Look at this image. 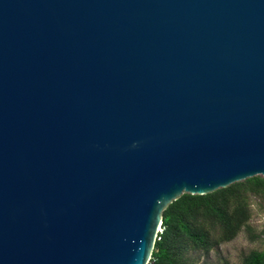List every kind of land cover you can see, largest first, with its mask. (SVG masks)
<instances>
[{"label":"water","instance_id":"1","mask_svg":"<svg viewBox=\"0 0 264 264\" xmlns=\"http://www.w3.org/2000/svg\"><path fill=\"white\" fill-rule=\"evenodd\" d=\"M256 175L264 0H0V264H148Z\"/></svg>","mask_w":264,"mask_h":264},{"label":"trees","instance_id":"2","mask_svg":"<svg viewBox=\"0 0 264 264\" xmlns=\"http://www.w3.org/2000/svg\"><path fill=\"white\" fill-rule=\"evenodd\" d=\"M250 195L264 199V176L203 195L183 193L162 212L164 228L157 234L149 264H187L188 252H207L240 230H250ZM239 264H264V249L250 250Z\"/></svg>","mask_w":264,"mask_h":264},{"label":"rangeland","instance_id":"3","mask_svg":"<svg viewBox=\"0 0 264 264\" xmlns=\"http://www.w3.org/2000/svg\"><path fill=\"white\" fill-rule=\"evenodd\" d=\"M249 206L250 230H240L232 240L220 243L207 252H188L187 264H220L223 261L239 264L250 250L264 249V199L250 195Z\"/></svg>","mask_w":264,"mask_h":264},{"label":"built area","instance_id":"4","mask_svg":"<svg viewBox=\"0 0 264 264\" xmlns=\"http://www.w3.org/2000/svg\"><path fill=\"white\" fill-rule=\"evenodd\" d=\"M163 228H164V227H163L162 225H160V226H159V229H158V233L162 232ZM148 264H149V262H148Z\"/></svg>","mask_w":264,"mask_h":264}]
</instances>
